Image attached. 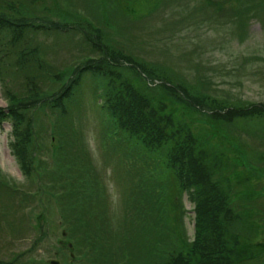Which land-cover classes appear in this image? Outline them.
<instances>
[{"label":"trees","instance_id":"trees-1","mask_svg":"<svg viewBox=\"0 0 264 264\" xmlns=\"http://www.w3.org/2000/svg\"><path fill=\"white\" fill-rule=\"evenodd\" d=\"M236 1V5L228 6L227 10L219 6L217 0H196L193 5L189 0L188 5L184 0H175L174 10L179 15L180 11L199 12L206 24L213 14L227 10L229 21L242 32L247 16L264 12V0ZM128 6H120L123 15L135 13L136 10H129ZM24 7L22 0H0V84L7 92V103L0 106V124L10 122L11 137L7 145L26 179L20 187L0 175V229L10 232L7 236L13 240L11 234L15 227L29 222L37 235L28 249L36 245L44 233L38 230V218H31L33 207L29 209V217L24 219L26 211L22 204L25 198L40 193L46 195L45 205L49 207L48 195L53 192L61 223L72 245L73 254H70L76 257L82 253L85 264H262L258 260L263 257L264 243L251 242L250 238L256 231L254 217L264 215L257 203L260 195L251 189L235 202L229 199L230 186L224 180L220 160L215 159L216 154L206 145L207 140L202 143L195 136L190 122L203 112L226 121L252 112L259 114L264 111V103L205 111L199 104V96L206 93L196 89L191 95L180 83H170L169 79L173 78L167 72L168 79L157 76L153 67L164 61L127 53L128 57L121 59L119 54L123 52L115 49L106 54L104 47L107 46L98 39L99 30L91 34L83 27L72 28L83 41L77 46L80 49V45L88 42L89 51L96 48L101 54L90 57L84 53L88 57L74 67L69 76L50 75L30 54L38 48L36 41L34 46L29 41L37 30H56L58 25L42 23L43 19L35 17L33 20L22 18ZM128 16L131 15L122 17L128 19ZM111 24L119 31L120 26L115 21ZM42 69L51 81L61 80L55 92L48 94L39 90L37 79ZM87 74L102 86L104 100L99 105L95 102L96 107L106 113L110 124L109 130L103 131L105 151L108 159L115 155L112 159L121 172L115 178L121 189L119 200L127 208L116 217L118 221L114 218L115 224L109 221V207L102 192L103 176L91 166L86 152L76 146L73 137L67 138L70 132L66 130H58V144L47 148L42 144L44 135L46 137L45 126L43 124L44 130H41L42 124L38 123L41 119L38 114L45 109L58 119L67 116V102L77 103L79 85ZM16 75H22L21 88L11 91L4 87ZM40 145H45V150L51 154L50 165L36 156ZM126 148L129 149L127 154L120 151ZM133 152L142 154V164L126 169L123 158L127 155L129 158ZM45 169L49 182L40 179L44 173L41 170ZM30 185L35 187L29 189ZM183 194L192 209L189 240L181 226L184 209L180 197ZM261 204L264 205V200ZM57 250L60 263L67 264L66 251ZM20 254H13L7 260L0 258V264H49L47 261L37 263L33 256L22 261Z\"/></svg>","mask_w":264,"mask_h":264},{"label":"rangeland","instance_id":"rangeland-1","mask_svg":"<svg viewBox=\"0 0 264 264\" xmlns=\"http://www.w3.org/2000/svg\"><path fill=\"white\" fill-rule=\"evenodd\" d=\"M217 2L223 9L237 3L236 0ZM22 3L25 6L21 10L22 18L33 20L35 17L36 20L43 19L42 23L45 21L58 25L56 30H53L51 25H48L51 31L37 30L34 38L29 41L33 46L36 41L38 48L30 54L40 61L50 75L58 73L60 76H69L74 67L80 66L86 57H98L101 54L96 48H90L89 51L88 42L80 45L79 49L77 45L83 41L72 28L83 27L90 30L91 34L99 30L98 39L108 47H104L106 54L115 49L123 52H119L121 59L127 58V53L138 54L147 60L164 61L158 62L156 68L153 67L157 76L168 79L167 72L173 78L169 79L170 83H180L191 95L196 93V89H200L202 94L206 93L199 96V104L205 111H221L220 108L224 106L246 108L254 103H264V12L259 11L253 16H247L240 32L227 18L228 9L213 14L210 23L206 24L199 12L188 14V10L183 13L180 11L179 15L178 11L174 10L175 0H22ZM183 3L188 5V0ZM189 3L193 5L196 0H189ZM127 4V9L136 11L126 12V15L131 16L123 19L122 16L126 15H123L119 8ZM9 13L12 14V11ZM113 21L120 26L119 31L111 24ZM41 72L37 79L39 90L42 93L45 90L48 94L55 92L61 86V80L51 81L44 69ZM92 78L88 74L82 78L77 103L67 102V116L58 119V116L50 114L49 109H45L44 112H39L38 118L41 119L38 123L42 124L41 130H44L45 126L46 137L44 135L42 144H46L47 148L50 144H58V130H66L70 132L67 138L73 137L76 146L86 152L91 166L103 176L102 192L109 207L108 217L110 223L115 224L114 218L118 221L116 217L127 207L119 200L121 189L115 176L121 172L112 159L115 155L108 159L109 154L105 151L103 131H108L110 124L108 119H104L106 117L103 111L96 107V102L99 105L105 95L100 83L92 81ZM22 82V75H16L6 82L4 87L11 91L19 90ZM6 94L0 84V106L6 105ZM190 125L196 133L195 136L202 143L207 140L206 145L214 150L215 159L220 160L218 163L222 166L224 180L230 186L229 199L235 202V199L243 198L247 192L254 189L260 195L257 197V203L263 214L264 205L261 203L264 200V111L259 114L252 112L235 116L229 121L203 112L200 117L192 119ZM10 137V122L3 121L0 124V175L7 182L16 186L20 184L21 187V184L26 183V179L20 173L7 145ZM38 150L40 151L36 156L41 158L44 164L47 162L50 165L51 154L47 153L45 145H40ZM120 151L127 154L129 149ZM118 156L123 158L119 153ZM125 158L127 159L128 155ZM125 158L123 159L126 161V169L140 166L143 160L142 154L138 152L131 153L128 160ZM47 171L41 170L44 173L40 179L49 182L44 175ZM34 185H30L29 189L34 188ZM41 185L45 187L44 183ZM55 192L58 193L59 189H55ZM49 194V207L45 205L46 195L40 193L34 194L32 198H25L26 202L22 204L26 211L24 219L29 217V209L33 207L31 218H38V230L44 233L42 239L28 249L37 235L29 222L19 223L15 227L11 234L13 240L7 236L10 232L6 230V233L0 229L1 259L7 260L13 254L21 253L20 260L24 261L33 256L37 263H41L48 258L59 259L57 248H60L63 252L66 251L64 256L65 260H68L67 264H85L82 253L76 257L71 255L72 245L68 235L65 231L61 233L66 227L63 228L64 224L61 223L59 207L53 199L54 193ZM35 196L36 199H33ZM180 201L184 209L181 217L182 231L189 240L192 235L191 204L186 200L185 194L181 195ZM44 209L47 211H43ZM39 212L40 215H37ZM254 218L257 223L254 237H250L251 242L264 243V215ZM31 221L34 224V220ZM258 262L264 264V252Z\"/></svg>","mask_w":264,"mask_h":264},{"label":"water","instance_id":"water-1","mask_svg":"<svg viewBox=\"0 0 264 264\" xmlns=\"http://www.w3.org/2000/svg\"><path fill=\"white\" fill-rule=\"evenodd\" d=\"M49 262L52 263V264H56L57 263V260L50 259Z\"/></svg>","mask_w":264,"mask_h":264}]
</instances>
